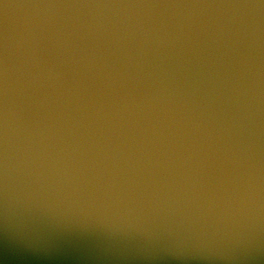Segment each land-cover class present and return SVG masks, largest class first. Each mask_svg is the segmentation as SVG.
I'll use <instances>...</instances> for the list:
<instances>
[{"label":"water","instance_id":"1","mask_svg":"<svg viewBox=\"0 0 264 264\" xmlns=\"http://www.w3.org/2000/svg\"><path fill=\"white\" fill-rule=\"evenodd\" d=\"M0 264H264V0H0Z\"/></svg>","mask_w":264,"mask_h":264}]
</instances>
